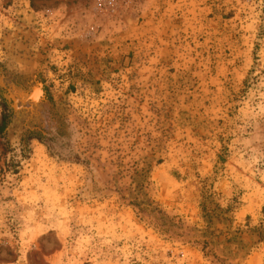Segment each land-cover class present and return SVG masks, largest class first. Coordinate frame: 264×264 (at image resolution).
Listing matches in <instances>:
<instances>
[{
  "label": "rangeland",
  "instance_id": "1",
  "mask_svg": "<svg viewBox=\"0 0 264 264\" xmlns=\"http://www.w3.org/2000/svg\"><path fill=\"white\" fill-rule=\"evenodd\" d=\"M4 114L0 264H264V0H0Z\"/></svg>",
  "mask_w": 264,
  "mask_h": 264
},
{
  "label": "trees",
  "instance_id": "2",
  "mask_svg": "<svg viewBox=\"0 0 264 264\" xmlns=\"http://www.w3.org/2000/svg\"><path fill=\"white\" fill-rule=\"evenodd\" d=\"M6 119H7V116H6V114H4L1 118V121H0V129H3L5 127ZM142 171H143V168L137 169L136 167H134L132 170H130L131 175H134V176H131V179H132L131 185H129L128 188H123V187L120 188V191L122 192V194H121L122 198L131 199L130 203L135 204L140 210L144 209L143 206L141 205V203H144L148 206L151 205L149 202V199L146 198L144 195H142L143 194V187H144V185L142 184V180H141ZM133 182H136V185H134V187H136V186L138 187L137 193H140L142 195L140 202H136L137 198H127V196L124 195V192H126V190H128V192L132 195L136 194V192H134V191L132 192V190H131V189H133Z\"/></svg>",
  "mask_w": 264,
  "mask_h": 264
},
{
  "label": "bare ground",
  "instance_id": "3",
  "mask_svg": "<svg viewBox=\"0 0 264 264\" xmlns=\"http://www.w3.org/2000/svg\"><path fill=\"white\" fill-rule=\"evenodd\" d=\"M40 90L38 88H33V90L31 91V94H30V98H32L33 100L37 101L39 95H40Z\"/></svg>",
  "mask_w": 264,
  "mask_h": 264
}]
</instances>
